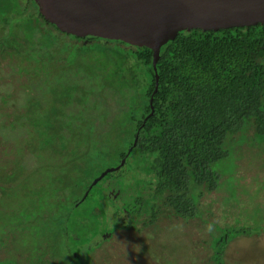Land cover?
I'll use <instances>...</instances> for the list:
<instances>
[{"label": "rangeland", "instance_id": "1", "mask_svg": "<svg viewBox=\"0 0 264 264\" xmlns=\"http://www.w3.org/2000/svg\"><path fill=\"white\" fill-rule=\"evenodd\" d=\"M20 1L0 0V42L7 44L12 38L38 62L22 64L21 55L0 43V56L15 54L0 61V261L31 264L36 254L41 256V264H68L66 247L73 246L72 237L83 239L79 229H86L88 240L76 244L75 250L76 260L84 264L88 247L106 232L118 234L123 230L112 220L113 210L116 219H126L110 195L116 179L100 178L89 197L80 200L68 217L67 211L84 196L89 182L117 163V156L103 157L101 152L114 148L116 132L111 124L117 128L125 106L110 91L99 94L103 83L100 71L107 70L99 68L104 59L96 47L78 53L69 48L62 59L54 57L41 75L44 48L23 40L15 13ZM17 50L20 54L21 48ZM103 64L107 65L105 61ZM34 73V79L29 77ZM74 83L85 87L88 94L80 98V93H68L67 86ZM7 94L10 97L6 99ZM73 97L79 100L73 101ZM251 134L252 128L246 123L226 135L222 143L226 156L212 165L219 174L215 191L195 185L189 190L194 197L201 191L195 218L162 219L145 230L146 239H133L150 248L147 257L152 264H204L210 253L208 232L220 234L214 225L230 230L249 228L247 235L235 236L225 245L224 264H264V153L260 146H254ZM123 169L130 173L133 167ZM132 178L136 183L134 196L140 192L137 185H142L143 177L136 174ZM127 183L132 182L126 178ZM97 205L105 216H96ZM97 226L99 232L93 237ZM119 241L106 244L111 247ZM140 258L135 259L138 264ZM206 263L213 264L210 260Z\"/></svg>", "mask_w": 264, "mask_h": 264}, {"label": "trees", "instance_id": "2", "mask_svg": "<svg viewBox=\"0 0 264 264\" xmlns=\"http://www.w3.org/2000/svg\"><path fill=\"white\" fill-rule=\"evenodd\" d=\"M19 5L15 13L19 16L23 40L28 45L38 43L44 48L41 67L44 68H39L42 76L53 58L62 59L69 48L78 53L83 48L95 50L96 47L95 51H99L107 64L104 66L101 61L99 66L107 70L100 71L103 83L99 94L110 91L115 100L125 106L121 112L124 118L117 128L111 124L116 132L114 148L111 152H101V155L105 153L103 157L117 156V163L112 167L118 165L121 158H124L123 163L101 178L116 179L110 195L118 202L115 205L122 209L126 219H116L113 210L112 220L123 228L119 230L122 232H106L99 238L100 243L98 240L88 247L84 264H138L135 259L140 257V264L151 263L147 257L150 248L134 243L133 239H146L145 230L162 219L196 217L199 213L197 197L198 193L201 196V191L194 197L189 190L193 191L195 185L208 192L215 191L219 174L212 165L226 156L222 143L227 134L239 131L247 123L252 128L254 146H260L264 153V23L216 31L181 30L159 47L152 67L148 48L107 38L73 36L43 19L33 0H22ZM0 43L3 48H12L15 54L21 55L22 64L38 62L12 38H8L7 44ZM20 48L19 54L16 51ZM6 53L0 56V61L15 55ZM59 67L62 69L61 65ZM35 75L29 77L34 79ZM66 91L80 93V98L88 94L86 88L77 83L67 86ZM77 100L78 97H73V101ZM124 167H133V170L127 173ZM136 174L143 177V182L137 185L140 192L131 196L136 185L132 176ZM126 178L132 183L124 184ZM96 184L85 187L86 193L75 201L76 205L69 206L67 217L80 200L89 197ZM96 207L99 217L101 212L99 206ZM103 215L101 213L100 217ZM213 228L220 234L208 232L210 239L206 242L210 253L203 263L210 260L213 264H224L225 245L235 236L247 235L249 228L240 226L230 230L217 225ZM94 231L93 237L99 232V226ZM79 234L83 239L72 237L73 246L66 247L68 264L72 261L80 264L76 260V244L86 243L87 230L79 229ZM117 240H120L117 245L111 243L108 247L110 244H106ZM135 246H139V252L134 251ZM34 256L31 264H41V256ZM0 264L13 263L3 260Z\"/></svg>", "mask_w": 264, "mask_h": 264}, {"label": "water", "instance_id": "3", "mask_svg": "<svg viewBox=\"0 0 264 264\" xmlns=\"http://www.w3.org/2000/svg\"><path fill=\"white\" fill-rule=\"evenodd\" d=\"M39 14L73 36L119 40L151 51L181 30L216 31L264 23V0H33ZM154 88L156 75H154ZM150 100V99H149ZM135 137L133 139V144ZM104 169L91 184L122 163ZM88 186V188L90 187Z\"/></svg>", "mask_w": 264, "mask_h": 264}, {"label": "clouds", "instance_id": "4", "mask_svg": "<svg viewBox=\"0 0 264 264\" xmlns=\"http://www.w3.org/2000/svg\"><path fill=\"white\" fill-rule=\"evenodd\" d=\"M139 246H135V249H134V251H136V252H139Z\"/></svg>", "mask_w": 264, "mask_h": 264}]
</instances>
